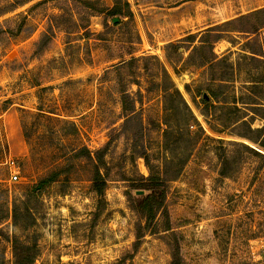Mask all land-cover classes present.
<instances>
[{
  "label": "rangeland",
  "instance_id": "obj_1",
  "mask_svg": "<svg viewBox=\"0 0 264 264\" xmlns=\"http://www.w3.org/2000/svg\"><path fill=\"white\" fill-rule=\"evenodd\" d=\"M116 3L132 13L105 17ZM261 7L264 0H0V264H16L14 238L37 244L34 264H171L176 245L183 264H264V158L234 144L256 147L231 125L236 100L264 105V55L252 53L264 29L216 42L214 66L196 65L193 50L209 27ZM188 35L196 40L180 43ZM169 43L184 47L182 56L171 49L175 67ZM208 87L221 91L222 105L215 101L206 119L200 91ZM100 156L101 203L92 190ZM146 158L169 178L171 229L158 213V229L136 247L128 194L140 196L132 186L149 174ZM55 171L58 180L33 191Z\"/></svg>",
  "mask_w": 264,
  "mask_h": 264
},
{
  "label": "trees",
  "instance_id": "obj_2",
  "mask_svg": "<svg viewBox=\"0 0 264 264\" xmlns=\"http://www.w3.org/2000/svg\"><path fill=\"white\" fill-rule=\"evenodd\" d=\"M105 13V17H111L114 19L115 17L127 16L132 12L128 10V12H124L123 7L116 3L111 8H104L102 10ZM120 22V21H119ZM116 22V24H119ZM231 27V28H230ZM264 29V7L252 10L246 14L239 15L235 19H231L223 22L222 24H216L212 27L206 29L199 37V44L195 45L193 50L199 52L196 65L203 67L206 65L214 66L218 59L216 52L214 50L215 43L221 39H224L230 32H243L246 34L255 35ZM196 40V35H188L183 38L182 41H190L194 42ZM180 43H169L166 47L167 58L174 66L175 62L173 60V56L171 54V49H179L180 47L184 48ZM180 48V49H182ZM177 51L178 56H182L183 53ZM260 51V52H259ZM259 51H253L252 53H261L264 55V46L260 48ZM132 60H130L131 62ZM175 67V66H174ZM166 77L168 76V72H166ZM173 87V86H172ZM167 96H171L173 93L167 89ZM179 93V96L182 97L180 91H176ZM204 93H207L208 96L212 99H208L204 96ZM221 91L219 89H214L208 87L207 91H200L201 100L205 103V108H202V114L208 119L209 115H211L210 107H217L215 101L219 103L221 97ZM184 101V98H181V101ZM239 102L242 103V106H239ZM222 105V104H218ZM251 107V108H245ZM249 109L251 112L246 111ZM231 112L236 113L235 118H232L233 121L231 124L235 134L250 140L256 147L247 144L245 142H234L236 145H240L245 151H247L251 156H258L264 158V153L259 149H264V121L261 126L253 127V121L256 116L261 117L264 120V105L257 100L254 101H238L236 100L234 107ZM248 117V118H247ZM147 166L149 168V174L144 175L141 174L135 182H133L132 188L134 190L137 189H145L146 193L144 195H140L137 197L132 196L129 191L128 199L131 203L132 209L136 212L138 220L136 224V242L135 246L137 247L139 241L142 237H144L145 232H156L158 229V224L156 221V217L159 214L163 216L164 223L166 226V230L171 229L170 217L166 205V198L168 192V180L169 178L165 177L164 174L160 173L158 170L155 171L153 166L149 164V160H147ZM235 161H237L235 159ZM240 161V158H239ZM100 165H97L95 168V173L92 181V190L96 193L97 196L100 197L99 203L103 202V197L105 195V190L107 187V177L106 174L100 169L102 165H104L103 156L99 157ZM233 160L231 158L225 159V164H232ZM221 174L226 177H230L231 175L227 172V170L222 171ZM60 176V172H51L47 176L41 178L34 186L33 191H41L49 186L52 182L58 180ZM102 206L98 205V209L96 210V215L101 214ZM260 214L262 215V223H260V232L264 236V209L260 210ZM144 221V222H143ZM1 231V230H0ZM261 234L257 232V237ZM256 237V236H254ZM36 247L37 244H24L20 241L19 238H14L13 248H14V256L16 260V264H34L36 260ZM117 264H134L132 261L127 260L123 257ZM171 264H183V257L180 254L178 245H176L172 250V259Z\"/></svg>",
  "mask_w": 264,
  "mask_h": 264
},
{
  "label": "water",
  "instance_id": "obj_3",
  "mask_svg": "<svg viewBox=\"0 0 264 264\" xmlns=\"http://www.w3.org/2000/svg\"><path fill=\"white\" fill-rule=\"evenodd\" d=\"M116 20H117V18L115 19V21ZM204 96L206 98H209L207 93H204ZM135 193H136V195H144L146 193V190L145 189H137V190H135Z\"/></svg>",
  "mask_w": 264,
  "mask_h": 264
},
{
  "label": "built area",
  "instance_id": "obj_4",
  "mask_svg": "<svg viewBox=\"0 0 264 264\" xmlns=\"http://www.w3.org/2000/svg\"><path fill=\"white\" fill-rule=\"evenodd\" d=\"M12 177L15 178V179H17V177H18L17 173H14V174L12 175Z\"/></svg>",
  "mask_w": 264,
  "mask_h": 264
}]
</instances>
